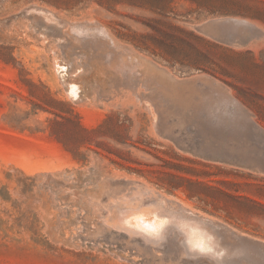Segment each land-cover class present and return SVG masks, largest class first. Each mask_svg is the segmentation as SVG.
Wrapping results in <instances>:
<instances>
[{
    "label": "rangeland",
    "instance_id": "obj_1",
    "mask_svg": "<svg viewBox=\"0 0 264 264\" xmlns=\"http://www.w3.org/2000/svg\"><path fill=\"white\" fill-rule=\"evenodd\" d=\"M0 264H264V0H0Z\"/></svg>",
    "mask_w": 264,
    "mask_h": 264
},
{
    "label": "bare ground",
    "instance_id": "obj_2",
    "mask_svg": "<svg viewBox=\"0 0 264 264\" xmlns=\"http://www.w3.org/2000/svg\"><path fill=\"white\" fill-rule=\"evenodd\" d=\"M215 240V239H214Z\"/></svg>",
    "mask_w": 264,
    "mask_h": 264
}]
</instances>
